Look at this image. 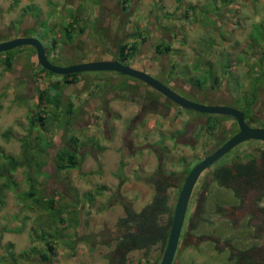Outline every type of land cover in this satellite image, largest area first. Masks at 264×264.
<instances>
[{
    "label": "rangeland",
    "instance_id": "374dc122",
    "mask_svg": "<svg viewBox=\"0 0 264 264\" xmlns=\"http://www.w3.org/2000/svg\"><path fill=\"white\" fill-rule=\"evenodd\" d=\"M74 8L90 25L79 34L78 19L77 33L64 42L62 26ZM263 22L264 0H0V37H35L46 46L48 60L57 65L113 57L120 40L138 42L132 33L147 35L129 65L195 102L240 108L246 100L250 109L244 106V111L249 109L255 118L253 127L264 122V83L259 80L264 77ZM156 43L167 49L151 60ZM30 48L24 45L15 52L11 69L0 61V155L22 162L28 156L30 163L41 165L36 172L34 166L21 163L8 178L4 172L0 176V264H109L120 233L116 222L123 214L121 203L128 201L134 210L147 203L153 193L150 177L159 165L164 174L175 172L174 185L179 184L177 176L182 178L186 167L214 150L218 135L236 130V124L222 117L210 129L207 124L219 114L181 108L149 91L140 80H129L131 88L121 89L117 83L127 78L115 71H81L65 83L59 74L39 70ZM88 49L91 52H83ZM227 65L236 82L227 81L223 70ZM152 69L160 70V76ZM215 76L218 83L212 81ZM35 87L46 90L40 103ZM57 90L60 103L53 107L51 98ZM152 94L157 101L149 106L144 97ZM68 101L70 111L63 115ZM36 113L44 118L43 129L37 121L30 127ZM62 120L67 122L59 127ZM69 136L76 138L79 161L75 167L56 169L54 154L69 145ZM261 150L264 140H243L198 176L183 223L205 181L210 195L203 214L210 222L178 238L171 264H235L228 258L233 247L258 248L261 253L253 249L251 254L258 260L264 257V218L259 210L264 193L249 189L237 199L229 189L209 181L213 167L258 157ZM28 173L42 200L52 199L51 211L44 207L47 204L25 198ZM177 189H166L169 204L175 202ZM217 204L223 214L214 211ZM167 217L163 214L159 221L164 223ZM39 235L54 237L52 250L46 251ZM208 236L221 239V251H215ZM163 249L157 243L146 252L131 250L126 264L137 260L157 264ZM41 251L47 253L46 260L40 258Z\"/></svg>",
    "mask_w": 264,
    "mask_h": 264
},
{
    "label": "trees",
    "instance_id": "16d2710c",
    "mask_svg": "<svg viewBox=\"0 0 264 264\" xmlns=\"http://www.w3.org/2000/svg\"><path fill=\"white\" fill-rule=\"evenodd\" d=\"M122 2H125V0H122ZM79 7L80 5L78 4V9ZM69 16H70V20L65 22L62 26L61 34L64 37V40H63L64 42L68 41L72 35L77 33L75 32L74 24L77 23L78 19L81 22V26H79L77 30L79 34L84 33V31L87 28V25H90L89 19L87 20L81 19L80 14L77 13L76 10L74 12L71 11ZM86 32H88V30ZM132 36L134 38L139 37L140 38L139 41L138 42H136L135 40L127 41L124 39V40H120L116 44V50H115L114 57L121 63L128 64V60L135 54V51L137 50V45L143 42L147 35L140 36V33L135 32V33H132ZM259 37H261V35H259ZM5 38L6 37L1 36L0 41L5 40ZM52 43H54V41H52ZM26 46L31 47L29 45H26ZM22 47H24V45ZM20 48L21 46L19 47L18 50H15V51H11L10 49H8L6 51L0 52V54L3 55L0 61L4 65L5 69L12 68V65L14 62V59H13L14 54L16 51H19ZM43 48H44L45 53H47V49L45 45H43ZM30 49L34 51L33 47H31ZM166 49H167V45L156 43L152 48V51L154 54L150 55V59L151 60L155 59V54L162 53V51ZM83 52L88 53V52H91V50L89 49L86 51L83 50ZM81 57L84 58V56H81ZM256 65L259 66L260 64L257 63ZM228 66L229 65H227L226 68L223 69L225 71L227 81L229 78H235L233 77V74H231L230 72L231 70L229 69ZM38 69L48 75L53 74L49 72L48 70H45L40 65H38ZM152 71L155 72L157 76H160V70L158 71V70L152 69ZM120 74L118 75L121 77V79L122 77L127 78L123 80L120 79L121 81L119 80L120 82L117 83V85H119L121 89H125V87L128 89L131 88L128 82L129 80H133V82L134 81L140 82L136 78L130 77L125 74H122V75ZM60 76L63 77V81L65 83H71L73 81V78L76 77L77 75H75L74 73H69V74H64V75L62 74ZM125 76H128V77H125ZM218 80L219 78L217 79L216 76L212 78L213 83H218ZM259 80L261 83H264V77L262 79L260 78ZM234 81L236 82V78ZM140 83H142V81ZM142 84L148 90L150 89L151 92L155 91L154 89L150 88L146 84L144 83ZM35 90L37 91V94H36L37 102L40 103L42 99L46 97V90L39 89L38 87H35ZM60 95H61V90L55 91L53 97L51 98V104L53 107H57L59 105ZM153 96L155 95L152 94L151 97H144V101H147L149 106H153V104H155L153 102L157 101L154 99ZM241 103L242 105L240 106V108H237V109L242 111L243 117L246 119L247 123H250L251 125V123L255 122L254 120L255 118H253V115L249 113L250 108H249V105L246 103V100ZM144 105H146V103ZM244 106H247L249 109L247 108L248 110L244 111ZM70 107H71V102L68 101L66 103V108L63 109L64 110L63 115H65V113L70 111ZM201 114H204V113H201ZM222 117H225V115H217L215 120H212V121L210 120L211 122L207 124V127L210 129L215 128L216 124L220 121ZM33 121L34 122L37 121L38 124L41 125V128L44 127L43 126L44 118L41 115V113H36L34 114L33 118H30V127H32V125L34 124ZM66 122L67 121L65 120L59 121L58 126L61 127ZM261 125L264 126V122H262ZM224 132L226 134V130H224ZM218 136H219L218 138L219 141L217 142L216 145H219L220 143L223 142L224 139H226V138H222L221 135H218ZM68 141H69L68 146L66 145L60 146L54 154V157L56 159V161H54L56 169L75 167L77 165V162L79 161V157L76 153V142H75L76 138L69 136ZM0 159H1L0 160V176L4 172L6 178H8L10 176L11 171L14 170V168L17 165H20L21 163H23V165H25L26 167L34 166V170L36 172L39 171V168L41 166L39 162L30 163L31 158L28 156H24L22 158L23 162L21 160L15 159L12 156L6 155V154H1ZM213 163H211L206 168H209ZM122 165H123V162L119 161V166H118L119 173H121ZM190 167H186L184 169V174L182 175V178H179V176H177V180H179L178 182L179 184L174 185V181L176 179L175 172L171 171L168 174H164L161 166L159 165L153 172L152 176L150 177L151 183L153 185V193L151 195L150 200L138 210H134L128 201H124L121 203L123 214L117 219V222H116L117 228L120 230V233L116 237V240H115L114 248L112 251L113 258L110 261L111 264L112 262H115V264H126V260H127L126 254L131 250L141 249L143 250V252H146L151 246L157 243L161 244V246L164 247L167 234H168V230H169V226H170L172 210L174 206V203H171V204L168 203V196L166 193V189L169 187L178 186V189L176 191V194H177L182 184V181L185 175L187 174L188 170L190 169ZM203 170L200 172V174L203 173ZM26 180L28 182V188L24 192L25 198L30 199L31 201L41 206L42 204L43 205L47 204L44 207L46 208V210L51 211L53 209L51 205L52 199L48 198L47 200L46 199L42 200V197L40 196V194L36 193L37 190L35 189L34 177L30 176L29 173L26 174ZM122 181H123V177L121 175L118 181V185H120ZM209 181L214 182L217 188L222 187L225 189H229L230 191H232L233 196L237 199L239 198L241 193H244L248 191L249 189L256 190L259 193H264V150L260 151V153L258 154V157H249L243 161L236 160V161H232L230 164H219L213 167L209 173ZM11 184H14V183L11 181ZM207 184L208 182L205 181L204 184L201 185L200 193L193 196L194 207L189 212L188 217L186 218L185 224L182 222V226L184 225L185 226L183 228V231H180L178 238L184 239L185 235L187 234L192 235L193 231L191 230L196 229L200 223L204 221L210 222L209 217L207 218L203 214L205 213V202L207 201V198H208L207 196L210 195L209 189L206 186ZM0 192H1V189H0ZM192 192L193 191H191L190 195H193ZM259 210L262 212V215L264 218V206L260 207ZM214 211L220 214L223 212L221 210V207L218 204L215 205ZM163 214H167L168 217L164 223H161L159 221V217ZM39 237H41V235H39ZM42 237L44 238V236ZM208 237L211 238L209 240L211 242L212 247L215 249V251L217 252L221 251L219 250V248L221 247L218 246L221 239L219 240L217 236H208ZM52 239H54V237L52 238L48 237L45 239L46 251L48 252L52 250V243H53ZM73 242H74V239L70 240V247L73 246ZM225 242L228 243L227 239L225 240ZM233 248H234V252L230 253V256H228V258L232 260L233 263L235 264H264V257L261 256V260H258L254 258V256L251 254V252H253V249L256 250V252L261 253L262 251H258L257 250L258 248L255 249L254 247H251V246L244 248V249H238L235 247ZM176 253H177V248H176ZM39 256L42 260H46L48 258V255L45 251H41L39 253ZM138 262L139 261L137 260V264H140Z\"/></svg>",
    "mask_w": 264,
    "mask_h": 264
},
{
    "label": "water",
    "instance_id": "95a60500",
    "mask_svg": "<svg viewBox=\"0 0 264 264\" xmlns=\"http://www.w3.org/2000/svg\"><path fill=\"white\" fill-rule=\"evenodd\" d=\"M23 45L33 47L38 65L51 73L64 75L81 71H115L142 81L144 84L156 90L179 107L188 108L200 113L228 115L235 119L237 131L218 145L214 150L204 155L198 162L193 164L182 181L174 202L164 249L157 263L170 264L177 246L178 236L182 226L189 195L200 172L237 143L246 139L264 140V127L249 126L243 118L242 111L235 107L225 104H202L189 100L177 94L168 86L145 71L137 69L129 64L121 63L115 58L80 61L67 65L53 64L48 60L42 43L37 38L32 36H17L2 40L0 41V52Z\"/></svg>",
    "mask_w": 264,
    "mask_h": 264
},
{
    "label": "flooded vegetation",
    "instance_id": "af4514ba",
    "mask_svg": "<svg viewBox=\"0 0 264 264\" xmlns=\"http://www.w3.org/2000/svg\"><path fill=\"white\" fill-rule=\"evenodd\" d=\"M17 36H21V35H16V34H15V35H9V34H8L7 37H6L5 39H9V38L17 37ZM113 57H114V56H113ZM114 58H115V57H114ZM114 58H112V57H107V58H104V59H114ZM115 59H116V58H115ZM140 70H141V69H140ZM166 82H167V81H166ZM167 83H168V82H167ZM166 86H167V85H166ZM150 88H151V87H150ZM155 91H156V90H155ZM158 93H159V92H158ZM159 94H160V93H159ZM161 95H162V94H161ZM162 96H163V95H162ZM165 98H166V97H165ZM168 100H169V99H168ZM172 103H173V102H172ZM216 104H217V103H216ZM225 117H230V116L225 115ZM230 118H232V117H230ZM243 118H244V117H243ZM232 119H233V118H232ZM233 120H234V122H235V119H233ZM244 120L246 121L245 118H244ZM246 122H247V121H246ZM235 124H236V122H235ZM247 124H248L249 126H251L250 123H247ZM251 124H254V123H251ZM256 125H257V126H254V127H264L263 125H259V124H256ZM235 128H236V130H234V128H233V129L230 128V129L226 130V134H224V135L222 136V138H226V139H227L229 136H231L233 133H235V132L237 131V125H236ZM232 130H234V131H232ZM229 131H230V132H229ZM231 131H232V132H231ZM229 133H230V134H229ZM227 134H228L229 136H228ZM226 139H224L223 141H225ZM220 144H221V143H220ZM220 144H219V145H220ZM217 146H218V145H217ZM217 146H216V147H217ZM216 147H215V148H216ZM215 148H214V149H215Z\"/></svg>",
    "mask_w": 264,
    "mask_h": 264
},
{
    "label": "clouds",
    "instance_id": "9594fccd",
    "mask_svg": "<svg viewBox=\"0 0 264 264\" xmlns=\"http://www.w3.org/2000/svg\"><path fill=\"white\" fill-rule=\"evenodd\" d=\"M182 108V107H181ZM185 109V108H184ZM192 111H194V110H192ZM196 112V111H195ZM204 114H207V113H204Z\"/></svg>",
    "mask_w": 264,
    "mask_h": 264
}]
</instances>
